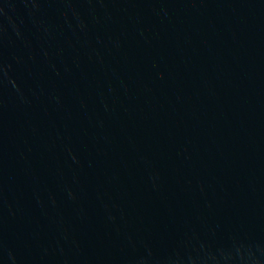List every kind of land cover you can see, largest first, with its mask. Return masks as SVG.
<instances>
[{
	"label": "water",
	"instance_id": "95a60500",
	"mask_svg": "<svg viewBox=\"0 0 264 264\" xmlns=\"http://www.w3.org/2000/svg\"><path fill=\"white\" fill-rule=\"evenodd\" d=\"M21 264H264V0H73Z\"/></svg>",
	"mask_w": 264,
	"mask_h": 264
}]
</instances>
